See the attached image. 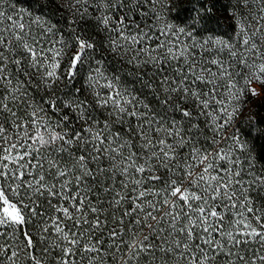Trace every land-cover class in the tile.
Returning <instances> with one entry per match:
<instances>
[{"label":"snow or ice","instance_id":"obj_1","mask_svg":"<svg viewBox=\"0 0 264 264\" xmlns=\"http://www.w3.org/2000/svg\"><path fill=\"white\" fill-rule=\"evenodd\" d=\"M0 264H264V0H0Z\"/></svg>","mask_w":264,"mask_h":264}]
</instances>
